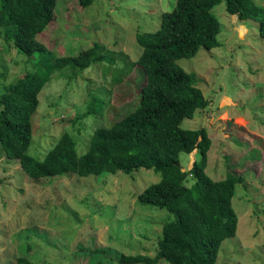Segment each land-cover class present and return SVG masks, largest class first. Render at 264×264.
<instances>
[{"label":"rangeland","instance_id":"obj_1","mask_svg":"<svg viewBox=\"0 0 264 264\" xmlns=\"http://www.w3.org/2000/svg\"><path fill=\"white\" fill-rule=\"evenodd\" d=\"M252 1L264 6V0ZM175 3L94 0L84 7L80 0H58L54 20L38 40L58 56L100 45L98 53L113 57L119 72L125 57L133 62L140 57L138 34L159 29L162 14ZM213 13L221 22L220 46L202 47L196 56L178 60L199 77L209 104L181 125L206 128L212 140L206 171L213 179H223L227 172L244 177L232 199L239 218L236 236L222 243L217 264H264V37L258 21L231 15L225 1ZM11 46L7 50L0 39V92L6 83L35 72V56ZM106 66L110 61L53 73L39 94L30 154L43 160L68 132L82 155L98 127L111 125L126 104L136 102L146 83L143 70L134 65L121 75ZM106 71L115 77L112 82L105 80ZM94 97L98 112L84 116ZM200 156L197 150L182 152L180 160L190 169ZM160 179V173L147 168L35 179L0 148V264H16L23 255L36 264H119L120 253L155 257L172 215L140 203L138 196ZM97 248L106 251L97 254Z\"/></svg>","mask_w":264,"mask_h":264},{"label":"trees","instance_id":"obj_2","mask_svg":"<svg viewBox=\"0 0 264 264\" xmlns=\"http://www.w3.org/2000/svg\"><path fill=\"white\" fill-rule=\"evenodd\" d=\"M221 1L238 19L258 21L264 37V6L252 0H176L172 10L162 14L159 29L138 34L143 46L140 57L135 62L125 57L119 70L121 75L134 65L143 70L146 83L136 102L126 104V111L114 123L95 130L87 152L79 155L77 139L65 132L40 160L28 152L34 137L33 116L40 104L39 94L53 73L70 65L85 70L105 60L110 61L105 68L119 72L113 57L98 53L100 45L78 55L58 56L38 40L54 20L58 0H0L4 47L8 50L12 43L19 53L35 56V72L6 83L0 92V148L7 158L19 160L35 179L69 173L82 177L131 173L141 168L161 174L158 182L138 196L140 203L166 209L172 215L164 225L157 254L120 253L119 264H217L222 243L236 236L239 218L232 199L244 177L227 172L225 178L213 179L206 171L212 144L206 128L185 129L181 125L197 109L206 108L209 100L199 87V77L186 71L178 60L196 56L202 47L211 50L220 46L221 22L213 9ZM93 2L80 0L84 7ZM49 52L53 53L50 57ZM108 71L105 80L112 82L115 77L106 76ZM97 101L94 97L88 103L84 116L98 112ZM196 150L200 159L187 169L180 154ZM94 251L101 254L106 248ZM16 264L36 263L23 255L17 257Z\"/></svg>","mask_w":264,"mask_h":264}]
</instances>
